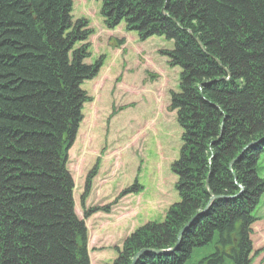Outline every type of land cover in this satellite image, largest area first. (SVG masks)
<instances>
[{"label":"trees","instance_id":"16d2710c","mask_svg":"<svg viewBox=\"0 0 264 264\" xmlns=\"http://www.w3.org/2000/svg\"><path fill=\"white\" fill-rule=\"evenodd\" d=\"M95 1L106 29L123 22L140 42H172L160 55L179 69L168 106L181 129L178 202L125 238L111 264L171 249L136 264H251L264 193V0ZM87 26L73 21L72 0H0V264H90L66 168L81 86L99 70L84 63Z\"/></svg>","mask_w":264,"mask_h":264},{"label":"rangeland","instance_id":"374dc122","mask_svg":"<svg viewBox=\"0 0 264 264\" xmlns=\"http://www.w3.org/2000/svg\"><path fill=\"white\" fill-rule=\"evenodd\" d=\"M99 11L95 0H72L73 21L84 18L91 31L84 63H99V70L81 86L87 102L66 168L74 213L87 230L90 264H111L125 238L148 222H161L178 202L171 166L181 129L168 106L179 69L160 55L172 42L160 37L140 42L123 22L108 30ZM257 170L264 180V152ZM252 214L251 264H264V193ZM210 252L200 251L196 262Z\"/></svg>","mask_w":264,"mask_h":264},{"label":"water","instance_id":"95a60500","mask_svg":"<svg viewBox=\"0 0 264 264\" xmlns=\"http://www.w3.org/2000/svg\"><path fill=\"white\" fill-rule=\"evenodd\" d=\"M240 189H241V188H240ZM241 190H242V189H241ZM215 199H216V197H211L208 206H209L210 203L213 202ZM180 236H181V233H180L179 236H178V241L180 240ZM173 250H174V249H171V250H169V251H149V250H142V251H140L139 253H137V254L133 257L131 264H136V261L138 260V258H139L140 256H142L143 254H146V253H152V254H154V255H164V254H166V253L172 252Z\"/></svg>","mask_w":264,"mask_h":264}]
</instances>
